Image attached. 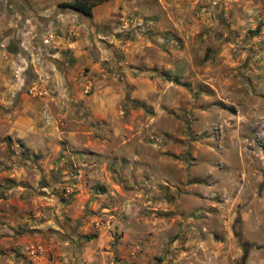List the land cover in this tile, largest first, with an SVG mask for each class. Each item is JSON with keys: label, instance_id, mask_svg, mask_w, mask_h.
Wrapping results in <instances>:
<instances>
[{"label": "rangeland", "instance_id": "rangeland-1", "mask_svg": "<svg viewBox=\"0 0 264 264\" xmlns=\"http://www.w3.org/2000/svg\"><path fill=\"white\" fill-rule=\"evenodd\" d=\"M61 1L0 0V264H264V0Z\"/></svg>", "mask_w": 264, "mask_h": 264}, {"label": "trees", "instance_id": "trees-1", "mask_svg": "<svg viewBox=\"0 0 264 264\" xmlns=\"http://www.w3.org/2000/svg\"><path fill=\"white\" fill-rule=\"evenodd\" d=\"M104 0H69V1H61L59 3L63 7L69 8L71 10H74L76 12L89 15L91 13L92 6L96 2H101Z\"/></svg>", "mask_w": 264, "mask_h": 264}, {"label": "crops", "instance_id": "crops-1", "mask_svg": "<svg viewBox=\"0 0 264 264\" xmlns=\"http://www.w3.org/2000/svg\"><path fill=\"white\" fill-rule=\"evenodd\" d=\"M46 52H48V53H50L51 55H53V56H55L58 52H55V49H53L52 47H48L47 49H46ZM54 62V61H53ZM53 77V79H54V76H52ZM6 83V82H5ZM54 83V82H53ZM56 83H58V82H56ZM55 84V83H54ZM7 86H9L8 84H6ZM59 86V85H58ZM12 90H11V87L10 88H8L7 89V96H9L10 95V97H11V94H12V92H11ZM5 98H7V97H5Z\"/></svg>", "mask_w": 264, "mask_h": 264}]
</instances>
